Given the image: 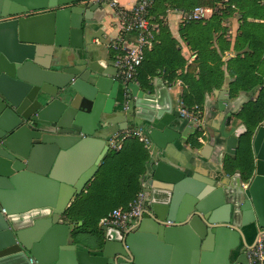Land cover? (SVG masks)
Returning <instances> with one entry per match:
<instances>
[{
  "label": "water",
  "instance_id": "1",
  "mask_svg": "<svg viewBox=\"0 0 264 264\" xmlns=\"http://www.w3.org/2000/svg\"><path fill=\"white\" fill-rule=\"evenodd\" d=\"M87 1L0 0V264H247V235L264 230V168L246 183L239 173L206 181L155 156L195 130L173 113L162 80L154 95L123 88L116 67L95 60L104 12ZM117 117L126 127L110 136L141 128L151 140L146 208L128 232L102 228L90 249L67 211L109 153L103 133ZM230 117L221 135L234 158Z\"/></svg>",
  "mask_w": 264,
  "mask_h": 264
},
{
  "label": "trees",
  "instance_id": "2",
  "mask_svg": "<svg viewBox=\"0 0 264 264\" xmlns=\"http://www.w3.org/2000/svg\"><path fill=\"white\" fill-rule=\"evenodd\" d=\"M251 6L245 10L243 3ZM224 4L226 8L240 10L242 25L239 29V43H246L248 51L244 59L234 60L239 63L240 73L230 83V95L236 96L241 91L253 90L261 87L259 96L255 101H249L236 115L246 127L237 150V157L228 164L230 171L239 170L244 181H248L254 169L252 156V137L256 129L264 122V0H155L151 11V19L160 25L158 43L154 49L146 53L145 60L139 69L137 81L145 90H152L150 79L162 76L168 83L177 79L185 83L189 90L182 96V102L187 109L202 106L205 95L211 93L218 85L222 84L223 73L219 53L213 47L215 39L225 36L222 26L224 10H219L217 5ZM196 7L218 9V13L206 22L184 23L180 31L181 38L192 50L197 53L196 60L187 66L185 74H178L187 62L183 58L178 41L174 39L167 27L165 17L168 11L177 10L184 13L193 11ZM233 13L232 11L230 14ZM250 19L254 20L253 22ZM240 47L236 45V48ZM239 58V57H237ZM217 61V63H216ZM213 64V65H211ZM199 70L198 78L195 73ZM220 71V72H219ZM151 154L137 137H131L124 143L119 152L110 151L103 160L96 179L91 182L90 191L82 194L68 209V219L84 229L91 223L100 227L101 215L93 208L91 201L99 180L105 176L104 181L114 184L112 191L118 198V203L113 210L118 208L128 209L143 189L144 175L151 165ZM103 182V181H101Z\"/></svg>",
  "mask_w": 264,
  "mask_h": 264
},
{
  "label": "crops",
  "instance_id": "3",
  "mask_svg": "<svg viewBox=\"0 0 264 264\" xmlns=\"http://www.w3.org/2000/svg\"><path fill=\"white\" fill-rule=\"evenodd\" d=\"M135 0H120V4L124 7H131L134 4ZM101 9L104 12V17L100 25H97L95 27L96 33L93 34L90 42L92 44V50L95 57V60L102 61L104 65L110 66L112 65L115 67V54L114 51L109 49L107 45L117 42L121 38V20L119 18V15L117 11L114 8H111L109 6H101ZM237 16V12H233L230 15V18L228 21H223L222 26L225 29V36L221 39H215L213 43V47L217 50L219 53V57L222 61V66L220 68V71L223 73L222 78V84L218 85L211 93H208L205 95L204 102L202 103L201 109L204 113V124L208 133V137L205 140L204 145H200L195 137H193L191 134V130L189 129V138L187 140H182L179 142L174 143L173 145L168 146L167 150L157 151L155 156L160 157L162 160H166L169 163H172L178 167H183L188 172L191 173V175L195 172H199L200 176L197 175L199 178L203 180L209 179H216L217 182H220L222 179H228L230 176H233L235 173H240L239 170L236 171H230V169L227 167L229 163L231 162V159H234L231 155L226 153L225 150V141L222 139L221 135V128L223 127L225 117L230 114L231 117L226 121L225 123V129L230 130L232 128H235L236 131H238L239 135V142L237 144V150L239 143L243 137V135L246 132V127L243 125L242 121L239 120L236 115L243 109V107L249 102V101H255L258 96L261 87L255 88L253 90H247L239 92L236 96L230 95V83L233 81V78L237 76V74L240 73L239 69V63H234V60L244 59L246 55L245 52L248 51L246 43H239L238 41V34L240 26L242 25V22L235 21V18ZM182 14L180 11L177 10H171L168 11L167 16L165 17V21L167 24L168 29L170 30V33L174 39L178 41L179 48L181 51V54L183 58L186 60L187 64L184 67L183 70H178V74H185L187 70V66L192 64L196 58L197 53L192 50V48L183 41L180 35V31L183 28V24L181 21ZM125 39H128L129 41H135L134 36H126ZM158 43V42H157ZM156 45V44H155ZM154 45V46H155ZM236 45H239L240 47L236 48ZM154 46L151 50H148L147 52H150L154 49ZM239 57V58H237ZM217 63V61H216ZM213 65V64H211ZM112 73H115L112 70H110ZM219 71V72H220ZM199 70L195 73V78H198ZM159 79L162 80L164 85L166 86V89L169 93L170 99L172 101L173 105V113L177 116V118H181L179 116V113L177 111V106L180 101V95L184 94L186 91L189 90L188 86L183 83L181 80L177 79L176 81L172 83H168L162 76H156L155 78L150 79V83L152 84V90H145L142 85L139 86L142 90L145 91V93H150L151 95L155 94V81ZM228 92V102L226 104V110L225 112H221L219 108V101L221 92ZM115 124L106 129L104 131V135H107V142L110 136L109 133L113 131H117L118 125L124 122L123 117H117L114 119ZM129 125H132L131 122H129ZM187 123L180 126V129L184 130ZM264 126V122L256 129V131L253 134L252 137V156H253V163H254V169L253 174L250 179H252L253 175L255 174L258 165L261 166V168H264V138H261L257 144L255 137L258 129L260 127ZM122 127H126V125H122ZM127 131H133V130H127ZM121 133V132H118ZM110 152V151H109ZM154 152L151 153V162L153 163V157ZM101 166L99 167L98 172L101 169ZM91 180L94 181L96 179V176ZM103 176L102 178H104ZM207 177V178H206ZM100 179L99 183L97 184L96 190L93 189V192H95V197L92 199L91 203L92 208L101 216V220L107 215L112 212L113 206L118 203V198L116 194L114 193L113 188L114 184H111V182L104 181V179ZM143 180V190L145 189V185L150 180V171L146 172L144 175ZM243 179V177H242ZM249 179V180H250ZM103 181V182H101ZM244 181V179H243ZM91 182L87 185L86 189L82 194H87L88 191H90V185ZM245 183L247 181H244ZM80 197V196H79ZM78 197V198H79ZM72 203V205L77 201V199ZM71 205V206H72ZM71 224L75 225V231H77L78 227L81 226L76 225L70 221ZM136 223L133 227H135ZM258 233H260L259 230H253L252 233L247 235V238L245 240L246 244L248 246H254L256 243V238ZM103 240V238H99L94 240L92 243L89 244L85 242H78L79 244L85 245L86 247H89L90 249H96L94 247L95 244L100 243Z\"/></svg>",
  "mask_w": 264,
  "mask_h": 264
},
{
  "label": "built area",
  "instance_id": "4",
  "mask_svg": "<svg viewBox=\"0 0 264 264\" xmlns=\"http://www.w3.org/2000/svg\"><path fill=\"white\" fill-rule=\"evenodd\" d=\"M227 3L228 0H223ZM90 3H98L101 6L114 8L121 20V38L117 42L107 45L114 51L115 67L117 69V80L123 88L129 83H138L137 77L148 50L158 42L160 25L151 19V11L155 6V0H135L131 7H124L120 0H88ZM235 9V6H231ZM218 9L207 7H196L189 13L181 12L182 24L189 22H206ZM5 21V20H0ZM134 36L135 41L125 39L126 36ZM180 95L177 106L179 116L189 123L195 130L194 137L200 145H204L207 138V130L204 124V113L200 106L187 109ZM131 137H137L144 147L152 153L151 140L139 128L134 131H124L113 134L108 140L109 151L119 152L123 149L124 143ZM246 187L247 185L244 184ZM146 208V196L144 190L137 195L136 199L129 204L128 209L118 208L110 212L107 217L100 221L101 228H110L123 232L130 231L137 220L142 216ZM247 264H264V230L260 232L256 243L247 250Z\"/></svg>",
  "mask_w": 264,
  "mask_h": 264
},
{
  "label": "rangeland",
  "instance_id": "5",
  "mask_svg": "<svg viewBox=\"0 0 264 264\" xmlns=\"http://www.w3.org/2000/svg\"><path fill=\"white\" fill-rule=\"evenodd\" d=\"M250 6H251L250 3H247V2L243 3V7L245 10H247ZM217 8L219 10H224L223 12H225L223 21H228V19L230 18V15L232 14V13L230 14V12L232 11V12H237L235 21L242 22L240 10L228 9V7L226 8L224 4L217 5ZM250 21L253 22L254 20L250 19ZM75 237L78 239V241L80 240L81 242H91L92 243L96 239L104 238L105 234L101 227H98L97 225L92 226L91 223L88 222V224L86 225L84 229H80L75 232Z\"/></svg>",
  "mask_w": 264,
  "mask_h": 264
},
{
  "label": "flooded vegetation",
  "instance_id": "6",
  "mask_svg": "<svg viewBox=\"0 0 264 264\" xmlns=\"http://www.w3.org/2000/svg\"><path fill=\"white\" fill-rule=\"evenodd\" d=\"M194 137V136H193ZM207 137H208V133H207Z\"/></svg>",
  "mask_w": 264,
  "mask_h": 264
}]
</instances>
